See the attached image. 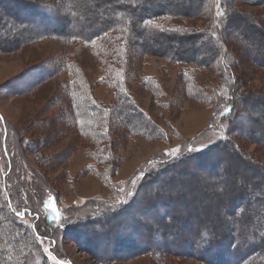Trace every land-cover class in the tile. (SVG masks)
Instances as JSON below:
<instances>
[{
  "label": "rangeland",
  "instance_id": "374dc122",
  "mask_svg": "<svg viewBox=\"0 0 264 264\" xmlns=\"http://www.w3.org/2000/svg\"><path fill=\"white\" fill-rule=\"evenodd\" d=\"M31 1L61 20L64 17L60 16L67 13L68 6L72 5L68 0ZM123 1L127 4L120 5ZM145 1L100 0L95 10L91 2H86L82 7L83 18L78 20L74 28L84 30L83 19L88 17L93 20V16L104 9H110L111 14L118 10L140 11V7L136 8L133 4L146 6ZM163 1L175 10H185L190 5V16L185 21L190 28L200 29L203 39L214 32L211 8L202 7L205 0ZM57 4L60 5L58 11L55 10ZM233 4L235 9L237 5H242L240 0ZM15 25L25 28L22 29L25 33L37 29L26 26V22ZM71 27L67 25V30ZM46 31L51 33L53 30L48 28ZM114 34L111 32L89 43L79 39L66 41L54 36H30L21 42L23 39L20 34L17 40L21 41H3L4 50L0 51V174L3 173L5 197L7 200L8 195L12 198L10 182H16L19 177L24 183L19 192L20 205L32 207L35 212L31 214L26 208L28 216L23 219L26 225L30 226V221L36 217L35 222L39 227L41 202L52 205V195L56 197V204L67 218L65 221L62 215L60 223L65 226L74 221L76 223L70 234H64V230L55 232L58 244H54L56 246L52 250L62 258V263L48 253L51 242L37 238L32 243L34 249L27 246V251H22L21 264L204 263L192 256L172 253L159 258L147 254L119 259L98 257L91 250L84 249L89 242L78 230L83 229L85 220L101 217L102 213L104 218H110L112 214L108 210L113 208L112 204L129 200L138 182H148L147 178L142 179L145 173L162 167L158 161L155 162L156 159L162 161L186 153L194 155L198 150H205L225 137V131L229 130V117L223 114L231 112L228 102L231 105L238 102L239 110H249L250 105L241 102L244 97L238 90L243 88L247 93L264 95V69L246 62L243 67L235 70L236 83L233 84L222 67L221 56L209 66H200L195 62L185 64L163 55L167 47L163 38L157 43H151L149 39L146 41L147 36L155 38L157 33L145 32L146 37L140 38L141 45L146 49L144 52L140 45L126 50L122 41L118 45L106 41ZM173 51L171 48L167 53L172 54ZM74 84L77 87L75 92L86 91L91 106L108 109L110 124L107 123V126L111 128V134L106 140L88 136L75 124V111L73 113V103L68 92ZM124 98H128L136 110L146 113L143 117L133 110L129 114L132 113L141 125L152 123L161 133L160 137H148L129 129L124 112L122 109L120 111V106L125 105ZM248 129L246 127L241 133L237 128V132L232 135L236 145L233 147L238 153L229 151L232 147H227L228 151L215 147L211 155L206 156L210 163L216 160L214 171L204 168L203 160H197L201 161L202 168L191 161L180 167L181 171L196 173L201 187L199 190L188 189L184 178L183 192L179 189L172 193L173 203L170 199L165 200L178 208L175 213L178 215L175 220L177 230L180 231L183 221L189 226L187 234H190L198 225L203 226L216 220L231 219L235 223H242L250 219L249 215L232 216L229 200L221 193H216L220 184H226L227 190L238 191L237 181L250 187L252 192H249V196L257 188L263 187L264 144L256 138L261 131ZM109 151L112 160L100 163L98 158ZM92 168L93 171H90ZM100 173L108 174L111 183ZM137 175L139 179L135 181ZM223 175H226L224 180ZM146 185L141 204L146 199L148 183ZM194 210H197L196 218L190 214ZM166 219L169 217L166 216ZM192 222L195 226L191 225ZM95 228L101 230L102 227L92 225L88 232H93ZM92 236L99 238L97 234ZM98 244L96 249L99 250L117 247L116 244L105 245L102 239ZM258 259L264 261V255Z\"/></svg>",
  "mask_w": 264,
  "mask_h": 264
},
{
  "label": "trees",
  "instance_id": "16d2710c",
  "mask_svg": "<svg viewBox=\"0 0 264 264\" xmlns=\"http://www.w3.org/2000/svg\"><path fill=\"white\" fill-rule=\"evenodd\" d=\"M68 1L72 2V5L68 6L69 10H67V13L60 16L64 17V20H61L31 0H1L2 5L14 6L19 14H31L34 21H42L45 24L36 27L35 31L30 32L29 30L25 33V30H22L25 28L15 25L25 21L16 19L13 15L5 17L0 25V51L4 50L3 41L17 40L18 34L22 36L20 37L23 39L22 41L18 39L21 42H24L30 36H37V38L54 36L66 41L79 39L89 43L114 32L113 37H109L106 41H112L114 45H118L119 41H122L126 50L129 48L135 49L133 46L140 45L141 50H143L142 52H144L146 49L141 45L140 38L146 37L145 32L152 31L154 34L157 33L155 38H148L147 36L146 41L149 39L151 43H157L158 40L163 38L166 43L164 45L167 47L162 53L172 61L185 64L195 62L200 66H209L211 62L221 56L222 67L231 77V80H233V84L236 83L235 70L238 67H243L246 62L264 69V0H240L242 5L240 7H237V5V9H235L233 4L237 0H205L206 2L204 1L202 7L211 8L214 22V32L210 33L207 37L208 39L201 37L202 33H200V29L195 28L194 30L186 23L185 20L190 16L188 12H191L190 5L185 10H175L168 6V2H166V5L163 0H147L145 1L146 6L138 5L137 3L133 4L136 8L139 6L140 11L135 9L131 12L118 10L111 14L109 13V11L111 12L110 9H104L103 12L94 15L96 18L93 16V20H89L88 17L83 19L82 23L85 29L82 30L81 28L76 29L74 27L77 25L78 20L83 18V5L86 2H91L90 5L95 10L100 0ZM82 1L84 2L82 3ZM121 4L126 5L127 2L123 1ZM221 6H224V9H220ZM59 7L60 5L57 4L55 10L58 11ZM27 10L29 12L26 13L25 11ZM61 11L63 10L61 9ZM92 22L95 23L91 25ZM27 25L28 23L26 22ZM67 25H72L73 27L67 30ZM48 28L53 31L49 33V31H46ZM225 40L231 42L228 43ZM171 48L175 52L173 51L172 54L167 53ZM75 86V84L71 85L68 89L71 103H73L71 106L73 113L75 111L73 119L75 120V124H78L81 130L88 136H95L106 140L111 134V128L107 126L110 124L108 121V109L102 107L96 109L94 106H91L88 102L89 97L86 95V91L77 93L75 92L77 90ZM238 91H240L239 93L242 92V96L244 97V99H241L239 95L242 100L240 101L243 104L250 105L249 110H239L238 102L232 103V105L231 102H228L231 112L228 113L227 111L223 115L229 117V130L228 132L226 130V136L218 141L219 143L224 141L226 146L232 147L229 151L233 153H238L236 148L233 147L236 145H234L232 138L233 133L237 132V128L241 133V130L244 131L246 127L251 130L253 128L260 130L261 133L256 138L260 142L263 141L262 143L264 144V95L258 93L250 94L243 88ZM123 103L125 105L124 107L120 106V111L122 109L124 112L123 115H125V120L128 122L130 130L134 133H142L148 137L161 136L159 130L152 123L141 125L138 120L136 121L133 118L134 115L132 113L129 114L133 110L134 113L137 112L138 115L143 117L146 114L145 112L136 110L128 98H124ZM1 118L2 116L0 115V122ZM218 142L205 150H198L197 154L194 155L186 153L162 161L156 159L155 162L158 161L162 167L152 170V172L147 174L145 173L142 177V179L147 178L148 181L146 182L148 183L145 193L146 199L144 202L142 201V204L143 189L147 187L143 180L138 182L136 189L132 190L129 200H126L124 203L111 205L113 208L108 210L112 214L109 215L111 216L110 218H104V214L102 213L101 217L96 216L94 219L85 220V226H83V229L78 230V233L81 231L86 237V241L94 248H97L98 243H101L102 239L105 245L116 244L117 247L113 248V250L117 251L125 248L128 249L135 244L143 243L145 245L148 241V246L145 249L137 250L134 254L135 256L147 254L159 258L165 254L172 253L195 257L203 261V264H264L263 260L258 259L259 256L264 255V185L262 188H257L256 191L253 190L254 192L249 196V192H252L250 191V187L241 185V181L236 182L238 191L227 190L226 184H220V189H217L216 193L220 192L223 196L226 195L225 198L229 200L232 216L242 217L249 215L250 219L242 223H235L230 219L229 221L216 220L203 226L198 225L196 229L197 238H193L192 232L187 234L189 226L184 221L180 226V231L179 229L177 230L178 224H175V220L178 215L175 213L178 208L165 201L170 199L171 203H173L171 199L172 193L178 192L181 189L180 186L182 187L177 181L179 178L186 179L187 176L191 175L187 186L189 189L199 190L201 183L196 173H188L186 170L181 171L180 167L191 161L196 162L197 166L202 168L201 161L197 160H203L202 164L206 166L204 168H207V170L209 168L213 169L216 160L213 159L210 163V160L206 156L211 155L215 147L216 149L223 148V150L228 151L226 147H220ZM215 153L218 154L217 152ZM218 155L221 156V154ZM98 159L100 163L110 162L112 160L111 151L105 155L102 154ZM89 170L93 171V168ZM105 174H101L102 177L111 183L110 176L108 174L105 176ZM224 176L226 175H223L222 180H224ZM138 179L139 176H135L134 180L137 181ZM3 182V173H1L0 264H21L19 262L21 261L20 256L23 253L22 251H27V246H31L32 248V243L37 238L50 241L51 246L48 249V253L57 262L62 263V258L52 250L56 246L53 245L58 244L55 232L64 230V234L70 233L75 228L73 226V224H76L75 221L73 224H68V226L60 223L61 216L64 213L60 209V206L56 204V197L52 195L54 198V200L51 199L50 201L52 205H46L41 202V212L37 213L39 215V227L37 226V221L35 222L36 217H33L30 221V226L26 225L23 219L28 216L27 210L31 211V214L35 212L32 207L20 205L22 203H20L19 192L23 188L24 183L19 177L16 182L14 180L12 182L11 180L10 189L13 196L10 198L8 195L7 200L5 197L6 188ZM174 186H176V189L171 191V188ZM151 192L153 194H150ZM181 192H183V189H181ZM26 208L28 209L26 210ZM25 212L24 216L19 215V213ZM145 212H152L156 218H161L162 220L155 223L154 217V219L145 218ZM172 215L174 216L172 217ZM166 216L169 219H166ZM64 218L67 221L66 215H64ZM112 220L115 221L114 224ZM146 221L153 224V231L150 232L151 235L148 234L149 232L147 233ZM92 225L102 228L101 230L95 228L93 232L92 230L88 232L92 228ZM92 234H97L99 238H95ZM157 243H160V245ZM175 243L179 250H181V247H186L187 249H191L192 252L189 254H179L178 249L173 250L171 248L174 245L176 246Z\"/></svg>",
  "mask_w": 264,
  "mask_h": 264
},
{
  "label": "bare ground",
  "instance_id": "6f19581e",
  "mask_svg": "<svg viewBox=\"0 0 264 264\" xmlns=\"http://www.w3.org/2000/svg\"><path fill=\"white\" fill-rule=\"evenodd\" d=\"M13 10V11H12ZM12 16L13 15V17L15 16V18L16 19H21V20H23V21H25V22H27L28 23V26H33V27H38V26H43L45 23H42V21H39V22H36V21H34V18H33V15H31V14H29V15H21V14H19L17 11H16V8L14 7V6H11V5H7V6H4V5H2V2H1V0H0V25L2 24V22H3V19L5 18V17H7V16ZM218 145L221 147H228V145L226 146V143L223 141V142H218ZM226 153H228V152H226ZM198 167V166H197ZM190 176L191 175H189V176H187V178L184 180V179H181V178H179V179H177V181L181 184V185H183L182 184V182H184L185 181V184L187 185V182L188 181H190ZM150 182H152V181H150ZM155 183V182H154ZM188 187V186H187ZM180 188L181 189H184V186L183 187H181L180 186ZM176 189V186H174V187H172L171 188V191H174ZM189 189V188H188ZM220 193V192H219ZM219 193H217V194H219ZM222 195V194H221ZM225 195V194H224ZM223 196V195H222ZM226 196V195H225ZM193 208H194V206H193ZM155 212V211H154ZM156 213V212H155ZM145 218H155V223H157L158 221H161L162 219L161 218H156L154 215H153V213L152 212H145ZM157 214V213H156ZM194 218H196L197 217V210H194L193 212H191L190 213ZM158 215V214H157ZM193 217H191V218H193ZM153 218V219H154ZM194 223L192 222L191 223V225L192 226H195V224L193 225ZM146 227H147V233L149 234V235H151V231H153V227H152V223H149L148 221H146ZM68 234H70V233H68ZM192 236H193V238H197V235H196V228L193 230L192 229ZM149 240V239H148ZM155 244V243H154ZM158 245H160V243H157ZM176 244V243H175ZM86 245H88V244H86ZM89 246V245H88ZM88 246H85V248L84 249H87V250H91V252L95 255V256H98V257H103V258H107V257H111V259L112 258H124V257H130V256H133L134 254H135V252L137 251V250H141V249H145L147 246H148V241H147V243L145 244V245H143V243L142 244H135V245H133V246H131L130 248H125V249H123V250H119V251H117V250H113V249H111L110 247H106V248H101V250H99V249H96V248H94V247H92L91 245H90V247H88ZM173 250H176V249H178V246H177V244H176V246L174 245L173 247H171ZM181 250H179V254H182V253H187V254H189V253H191L192 252V250L191 249H187L186 247H181L180 248ZM97 250V251H96Z\"/></svg>",
  "mask_w": 264,
  "mask_h": 264
},
{
  "label": "snow or ice",
  "instance_id": "6c2138e0",
  "mask_svg": "<svg viewBox=\"0 0 264 264\" xmlns=\"http://www.w3.org/2000/svg\"><path fill=\"white\" fill-rule=\"evenodd\" d=\"M19 215L23 216V215H24V213H19ZM54 259H55V258H54Z\"/></svg>",
  "mask_w": 264,
  "mask_h": 264
}]
</instances>
